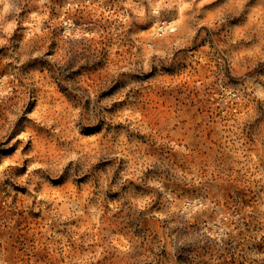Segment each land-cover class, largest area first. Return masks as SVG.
<instances>
[{
  "label": "rangeland",
  "instance_id": "374dc122",
  "mask_svg": "<svg viewBox=\"0 0 264 264\" xmlns=\"http://www.w3.org/2000/svg\"><path fill=\"white\" fill-rule=\"evenodd\" d=\"M0 264H264V0H0Z\"/></svg>",
  "mask_w": 264,
  "mask_h": 264
}]
</instances>
